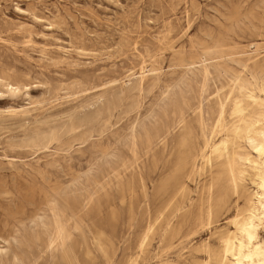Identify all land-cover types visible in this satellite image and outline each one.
<instances>
[{"label": "rangeland", "instance_id": "1", "mask_svg": "<svg viewBox=\"0 0 264 264\" xmlns=\"http://www.w3.org/2000/svg\"><path fill=\"white\" fill-rule=\"evenodd\" d=\"M205 50L204 83L180 56ZM237 74H264V0H0V77L19 87L0 85V264H69L46 247L51 195L81 208L72 264H202L245 194L225 186L208 218L209 168L190 175L203 143L196 107L209 129L216 92Z\"/></svg>", "mask_w": 264, "mask_h": 264}, {"label": "bare ground", "instance_id": "2", "mask_svg": "<svg viewBox=\"0 0 264 264\" xmlns=\"http://www.w3.org/2000/svg\"><path fill=\"white\" fill-rule=\"evenodd\" d=\"M217 49L216 51L219 50ZM258 49L259 45L255 44L253 52ZM210 51L205 50L200 57L198 54L181 55L180 65L191 71L196 63H199L205 83L210 74L209 67L213 65L208 57ZM218 52L219 56H222V51ZM250 54H246L248 61L252 59ZM246 65H243L244 69ZM146 76V72L141 71L136 77L138 84H142ZM0 85L5 86L10 92L19 90L18 85L2 77ZM214 98L216 107L212 111L213 119L211 118L209 129L206 124L208 112L202 101L196 107L203 143L199 151L192 155L190 175L196 170L209 168L211 174L204 201L208 218L215 210L219 211L225 205V186H229L234 193L245 194V197L243 205L237 207L235 213L227 220L232 229L220 232L217 248L212 250L208 244H203L202 250L207 258L202 264H264V239L260 235V230L264 226V74L260 78L251 79L237 74L231 79L227 90L217 91ZM176 121L179 127L183 128L186 125L183 111H179ZM189 134L190 131L182 137V143ZM183 163L186 162L183 160L181 164ZM214 167H218L216 172H212ZM246 181L253 185L251 190L246 187ZM185 191L186 185L180 182L176 185L174 194L180 196ZM217 193H220L219 196H216ZM92 200L93 196H88L83 206L89 205ZM47 204L52 216V231L46 247L51 251L60 250L62 257L72 264L74 258L70 244L72 227L70 221L74 227H80L81 208L75 209L68 201L60 202L58 197L53 195L48 198ZM154 228L155 222L148 224L138 245L140 251L144 249ZM97 247L103 252L100 243H97ZM34 261L33 258L14 257L12 262L34 264ZM129 264H137V260Z\"/></svg>", "mask_w": 264, "mask_h": 264}]
</instances>
